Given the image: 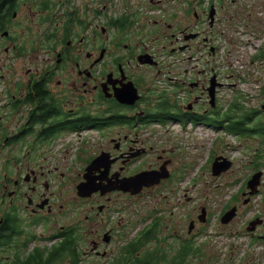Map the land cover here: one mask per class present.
I'll return each mask as SVG.
<instances>
[{"label":"flooded vegetation","instance_id":"1","mask_svg":"<svg viewBox=\"0 0 264 264\" xmlns=\"http://www.w3.org/2000/svg\"><path fill=\"white\" fill-rule=\"evenodd\" d=\"M21 2L0 10V264L264 263L259 214L238 219L237 205L224 223L226 210L213 220L169 199L189 167L169 126L224 127L217 36L239 1L140 0L134 12L119 0L116 13L113 0H41L40 17L19 20ZM77 142L92 146L82 167ZM87 172L98 188L81 195ZM133 176L136 193L119 187Z\"/></svg>","mask_w":264,"mask_h":264},{"label":"rangeland","instance_id":"2","mask_svg":"<svg viewBox=\"0 0 264 264\" xmlns=\"http://www.w3.org/2000/svg\"><path fill=\"white\" fill-rule=\"evenodd\" d=\"M41 0H22L18 14L19 20H24L25 12L34 19L40 17ZM54 4L51 10H58L56 0H48ZM240 6L237 15L225 20L222 26L223 32L217 36L220 46L218 51V69L226 83L222 88L223 110L220 119L235 102L242 104V110L257 109L261 111V118L264 119V0H238ZM132 3V1H131ZM129 4L128 11H140V0H133L134 6ZM113 12L125 10L119 0H113ZM146 5V4H144ZM140 15V14H139ZM140 20V16L138 17ZM144 43L150 48L154 47L151 37L145 36ZM196 53V50H192ZM199 54V53H198ZM184 53L179 54L183 59ZM185 64H175L171 75L184 71ZM147 76H149L147 74ZM165 76V75H163ZM172 91V90H170ZM253 123V122H252ZM227 128L231 129L227 126ZM166 133V131H164ZM167 134V133H166ZM168 134L175 139L176 153L182 156L188 168L184 178L177 179L173 186L176 188L173 197H169L170 204H186L200 207L206 205L212 212V219L217 220L222 209L238 204L241 213L238 219H247L256 213L264 218V176L261 178L258 190L253 194L249 204L244 205L243 191L247 180L254 169L264 171V160L257 166L254 160L255 145H259V138L256 135L240 137V135L229 134L219 128H197L187 124L186 127L180 124L169 126ZM80 151L79 166L82 167L91 144L77 142ZM218 151L222 156L233 161L232 167L220 175H213L210 166L213 164V154ZM261 161V157L259 158ZM257 166V167H256ZM184 194H187L185 197ZM190 198V200L187 199ZM252 202V203H251ZM179 210V209H177ZM213 225V223H211ZM235 223L228 227H234ZM214 231L217 229L212 227ZM219 239L226 240L223 237ZM218 238L202 237L201 242H212L219 245ZM205 248V247H204ZM225 261L224 254H220L216 260ZM193 261V260H192ZM194 263V261H193ZM264 264V263H258Z\"/></svg>","mask_w":264,"mask_h":264},{"label":"water","instance_id":"3","mask_svg":"<svg viewBox=\"0 0 264 264\" xmlns=\"http://www.w3.org/2000/svg\"><path fill=\"white\" fill-rule=\"evenodd\" d=\"M145 62H153V60L150 59H146ZM155 63V62H153ZM215 83L212 84V89L215 88ZM124 91L121 94H118V97L123 100L126 101L125 99L122 98ZM131 96H132V100L130 101V103L134 102L137 93L134 92V90L131 91ZM221 158H217L216 161L214 162L213 165V174L218 175L220 173H222L223 171L228 170L231 166H232V161L228 160L226 158H223V160H220ZM95 162L98 163V160H94L93 163L90 165V168H92L95 164ZM99 164V163H98ZM89 172V170H88ZM86 173V177L87 180L82 182L81 185L79 186V192L81 195H87V192H89V190H96L98 187L95 186V184H93L94 179L90 178ZM263 175V172L257 171L253 177L249 180L248 182V186L251 188L250 193L253 194L258 190V185L260 184L261 181V177ZM157 179H154V181ZM151 181L150 178H148L147 175L143 176V181L144 183H149ZM152 181V182H154ZM140 182L136 177H132V178H127L125 180L122 181V184L119 186L120 188H123L124 190H131L133 193H136L138 191V186H139ZM236 208H233L231 211H229L224 217L223 220L224 221H228L229 219H231L234 215Z\"/></svg>","mask_w":264,"mask_h":264},{"label":"trees","instance_id":"4","mask_svg":"<svg viewBox=\"0 0 264 264\" xmlns=\"http://www.w3.org/2000/svg\"><path fill=\"white\" fill-rule=\"evenodd\" d=\"M7 1L8 2L6 3V0H0V10H2L3 8L7 9L10 6L11 8L15 6L14 0H7ZM240 115H241V120H242L244 116L243 114H240ZM239 121H240L239 119L232 120L231 125L235 127L237 130H239L240 133L245 134V132H248L249 130L242 126H239L238 124L241 123ZM257 131L261 135L262 139L264 140V120H260L257 122Z\"/></svg>","mask_w":264,"mask_h":264}]
</instances>
